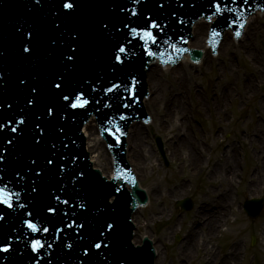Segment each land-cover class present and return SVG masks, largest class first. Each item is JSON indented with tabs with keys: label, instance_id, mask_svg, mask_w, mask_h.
I'll list each match as a JSON object with an SVG mask.
<instances>
[{
	"label": "snow or ice",
	"instance_id": "1",
	"mask_svg": "<svg viewBox=\"0 0 264 264\" xmlns=\"http://www.w3.org/2000/svg\"><path fill=\"white\" fill-rule=\"evenodd\" d=\"M143 4L144 0H114L106 14L84 23L77 21L87 7L85 0H60L51 8L50 31L56 35L50 38L48 55L55 54L57 70L43 81L39 73L20 77L23 103L17 100L13 108L6 102L10 111L0 121V153H4L0 154V253L10 254L15 240L32 254L29 264H52L54 257L59 261L60 257L54 255L56 248L69 251V264H134L128 254L118 252L119 223L111 214L116 208L111 197L121 189L106 183L109 178L105 177L100 183L111 191L96 192L97 202H93L87 194L92 178L80 167L79 157L68 150L70 137L62 125L74 121L78 110L93 102L100 104L106 97L122 101V93L135 96L138 80L131 67L138 58L137 48L141 53L155 55L151 51L158 39L154 30H164V21L145 12ZM157 4L164 7L160 0ZM30 5L29 11L36 10L42 18H48L43 0H34ZM215 8L221 11L219 3ZM171 15L177 13L173 11ZM244 26L239 24L240 28ZM16 34L21 59L35 64L41 25L32 20L18 26ZM92 35L102 44L100 56L90 49ZM211 35L217 37L219 33L212 29ZM235 35L242 33L237 30ZM4 83V73L0 71V87ZM4 106L0 104V110ZM104 106L110 108L112 103ZM124 119L120 116L121 121ZM109 131L117 141L126 134L119 126ZM23 141L31 143L33 152L25 157L26 163L12 169L11 179L6 181L9 146L12 159L19 160L23 153L16 149ZM126 171L130 175V170ZM121 178L128 177L118 172L112 179ZM38 207L42 211H37ZM5 227L10 231L5 233ZM129 250L135 251L131 246ZM72 252L76 255H70Z\"/></svg>",
	"mask_w": 264,
	"mask_h": 264
},
{
	"label": "bare ground",
	"instance_id": "2",
	"mask_svg": "<svg viewBox=\"0 0 264 264\" xmlns=\"http://www.w3.org/2000/svg\"><path fill=\"white\" fill-rule=\"evenodd\" d=\"M208 26L205 20L194 26V35L197 38L192 40L189 47L203 48L205 57L201 64L213 67L214 56L210 55V51L204 42ZM230 38V34L226 33L225 40L221 44L220 49L226 50L227 56L224 57V64L220 69L214 66L218 80L214 82L216 86L211 87L213 97H209L210 101H213L216 107L218 106L215 116L217 118L220 116L218 118L220 122L225 115L226 101L234 97L235 88L233 83L238 80L237 75L233 76L235 68L232 58L235 55V49L241 47L246 52H251L250 56L255 60L252 74L242 76L244 80L242 90L238 91L242 99L252 101L256 95L255 81L264 80V13H256L253 19H249L245 37L242 41H235ZM258 41L261 42L260 47H257ZM185 61H189L188 56ZM188 64L195 65L194 63ZM187 69L191 68L188 67ZM170 70H172V77L176 80L173 79L175 84L172 86L165 82L161 67L156 68L155 65L154 68H151L148 75L151 98L145 101V105L149 108L147 104H150L151 108L155 110L158 129L163 132L165 137V153L168 158L174 159L178 163L180 170L174 177L176 179H171L170 186L165 192L159 189L160 185L158 183L154 184L150 192L147 191L150 196L149 205L152 212L144 217L143 222L133 215V223L136 225V231L139 232L138 228H144L149 224V221L154 222L164 218L166 210L165 207H160L159 203L167 197L172 198L173 195L183 197L191 179L199 176L204 182L200 191L194 193L197 198V206L191 213L186 215L187 219L183 216L175 219L162 239L154 235L146 236L154 240L157 238V241L164 248V258H166V246L172 244L170 241L171 236L177 231L179 225V229H183L182 240L173 249V259L169 264H238L241 257V247L237 236L232 237L229 243L223 246L225 249L215 251V242L223 232V227H228V231L230 228L237 226L236 218L233 222L230 220V217L235 216L236 213V210L232 208V191L236 183V177L239 174L237 169L239 165L238 158L233 155L235 147L232 146L233 144L225 145L223 152L218 156L215 154V157H213L210 153L212 151L211 147L209 146V151H206L203 147L207 144L205 141L202 142L193 136L191 137V129L193 128L188 123L187 104L189 97L187 96L190 85L191 91H195L191 81L192 78L187 77V72L186 75H182L179 68L172 67ZM158 71H162L161 76H159ZM219 85L220 87H218ZM253 103L256 105L253 106L255 113L259 114L261 112L264 114V100ZM199 105L196 104V107H199ZM159 107L161 109L156 110ZM144 126L145 124L140 122L135 124L129 130L130 135L128 137V160L132 162L137 178L146 175L148 172L150 174L155 173V165L151 162L152 154L146 148L147 137L143 131ZM218 136L217 131H214L213 138L218 139ZM88 137L95 155V161L99 164L98 168L101 169L103 174H106L108 170L111 173L112 158L105 147L104 141L98 136L96 123L89 129ZM262 142L263 139H260V135H256L252 140H249V146H254L252 147V156L257 162L254 171L250 175L251 180L246 187V191L250 195H253L264 184V146L261 145ZM157 176L161 178L160 182L165 178L160 173H157ZM168 193H170V196ZM136 231L133 237L134 243L136 242ZM259 234L262 241L259 253L264 260V220L260 224ZM155 248L159 255L156 264H161L162 255L156 243Z\"/></svg>",
	"mask_w": 264,
	"mask_h": 264
},
{
	"label": "rangeland",
	"instance_id": "3",
	"mask_svg": "<svg viewBox=\"0 0 264 264\" xmlns=\"http://www.w3.org/2000/svg\"><path fill=\"white\" fill-rule=\"evenodd\" d=\"M230 39H233V37L231 36ZM260 46L261 42L258 41L257 47ZM193 48H198L204 51V49L200 47ZM210 55L214 56L213 65L220 69L224 64L223 60L224 57L227 56V52L226 50L223 51L220 49L219 56H215L212 53H210ZM250 55L251 52H246V50L241 47L235 49V55L232 58V63H234L235 68L233 76L237 75L238 80L236 83H233L235 94L233 98L226 101L225 115L221 122L218 120L220 116H218V118L215 116V112L217 113L218 111V106L216 107V104H213V101H210L209 99V97H213L211 94V87L216 86L214 82L218 80L216 68L214 66L209 67L208 65H202L201 63L190 65L188 64L191 63L190 61H184L183 65L179 67V71L182 75L187 72V77L189 76L192 78V85L195 88V91H191L190 85V90L188 91L189 94L187 96L189 97L187 104L188 123L191 125V128H193L191 129L192 135L190 132H187L191 135V137L193 136L202 142L205 141L208 145L205 144L203 147H205L206 151H209L208 148L210 146L212 149L210 153L213 157H215V154L217 156L220 155L223 152L225 145L233 144L232 146L235 147L233 155L238 158L239 162L237 168L239 174L238 177H236V183L234 184L232 191V208L236 210V213L235 216L230 217L232 222L236 218L237 221L235 222L237 226H233L234 228H230L228 231V227H223V232L217 237L215 242V251L217 252L225 249L223 246L226 245V243H229L232 237L237 236L241 247V257L238 264H264V260L259 253L262 246L259 228L261 222L264 220V205L261 212L255 219L249 218L242 209L244 199L264 195V184L260 189L256 190L253 195H250L246 191L247 184L251 180L250 175L257 165V162L252 156V147L254 146H249V140H252L254 136L256 137V135H260V139H263L261 145L264 146V114L261 112L256 114L255 110H253V106H256L253 102L264 100V80L259 82L255 81L256 95L252 101H245V99H242L241 95L238 93L240 89L242 90L244 82L242 76H244V74L245 76H250L252 74L251 72L254 70L253 66L255 60ZM158 67L159 66H156V68ZM188 67L191 69H187ZM170 69L172 68H163V78L169 86H172L175 84V79L172 77V70ZM158 74L161 76L162 71H158ZM220 85L218 87H220ZM197 97L198 99H196ZM196 104H200L199 107H196ZM147 106L149 107V113L152 115V124L145 125L143 131L147 137L146 148L152 154L151 162L155 165V173L152 172V174H150V172H148L144 176H138V181L142 188L146 189L148 192L151 191V188H153L155 183H158L160 185L159 189L165 192L170 186L169 183L171 182V179L176 177L180 168L178 163L174 159L168 158L166 153L165 156L167 165L164 164L162 158L160 157L154 143V137L159 136L161 138L163 149L165 146V137L163 132L158 129L155 110L151 108L152 106L150 104H147ZM158 109H161V107L156 108V110ZM214 131H217L219 134L218 139L213 138ZM96 164L99 167L97 162ZM109 173L110 172L108 170L106 174ZM157 173H160L165 177L162 182L159 181L161 178L157 176ZM203 182L204 180H201L199 176L191 179L187 191L183 196H187L192 200V207L189 210L182 211L175 205L177 200L183 198L177 197L176 195H173L172 198L167 197L163 200V202H160L159 206L165 207L166 216L160 220H155L154 222L149 221V224L144 228H138L139 232L136 231L137 235L135 236L136 243H139L142 237L146 235H154L155 237L162 239V237H164L170 229V224L174 222L175 219L182 216L187 219L186 215L191 213L197 206V198L194 193L200 191ZM168 195L170 196V193H168ZM151 212L152 208L148 205L147 208H141L134 215L135 218L137 217L139 221L143 222L144 217L148 216ZM177 227V231L170 239L172 244L170 246H166V258H164L163 246L159 241H157V238L154 240L160 254L162 255L161 264L170 263L171 259H173V249L182 240L183 229H179V225ZM252 236L254 238L253 244H251ZM158 263H160V261H158Z\"/></svg>",
	"mask_w": 264,
	"mask_h": 264
},
{
	"label": "water",
	"instance_id": "4",
	"mask_svg": "<svg viewBox=\"0 0 264 264\" xmlns=\"http://www.w3.org/2000/svg\"><path fill=\"white\" fill-rule=\"evenodd\" d=\"M9 1L10 3H7V0H0V53H3L2 55H0V71H3L4 81H5L4 86L0 87V104L5 105L4 108L0 110V114L3 113L7 109L6 102H10L13 104L17 100H19L21 103H23V93L21 91V86L19 85L20 77L31 76L33 73H39L40 79L43 81L50 72L57 70L56 62L54 60L55 54H53V56L50 57L48 53L50 50V38H55V35H56L54 32L50 31V23H51L50 10L53 6H58L60 3V0H43V2L45 3V8L43 11L48 13V18L46 19L42 18L41 14L36 12V10L29 11V8L31 7L30 4L34 3V0H9ZM164 1H167V0H160V2L163 4H164ZM113 2L114 0H85L87 7L83 10V15L80 18V20L77 21V23H84L89 19L106 14L108 12V5ZM132 6L134 5H131V4L129 5V7H132ZM228 6L230 5L228 4ZM197 7H198L197 5L194 6V9H196ZM143 8L145 12H148V11L151 12L152 10L158 9L159 6L157 4V0H144ZM6 9H7V14H6ZM255 16H256V13L255 15L250 16L249 19H253ZM249 19L245 26V32L243 33L239 41H242L245 37V33H246V30L249 24ZM32 20H35L38 24L41 25L40 47L37 51L38 61L35 64H32L30 62H27L21 59L20 51L18 47V41H17V34H16V28L18 26H21V25L26 26L27 23H30ZM202 20L203 19H199L198 21L194 23L192 27L193 37L188 43V46L192 42L193 39L196 40L197 38L194 35V26L199 25L202 22ZM225 35L226 33L224 34L223 39L221 40L219 47L217 49L218 54L215 56H219L221 44L225 40ZM40 48L42 50H40ZM90 49L94 55L100 56L99 51H101L102 49V44L94 35L90 36ZM187 56L188 55L185 54L183 59L185 60ZM198 57H200V52L198 50H193L191 58H198ZM204 57H205V51H203L200 63L203 62ZM183 63L184 61H180L179 64L175 66V68H179L180 66L183 65ZM154 66L155 65H151L148 68V71L146 73V81L148 84L149 96L148 98H144L143 102H144L145 107H146L145 101L151 98V90H150V84L148 82V75H149L151 68H154ZM86 109L78 110L76 119L74 121L72 120V124L75 130L71 131L69 128L65 129L67 135L70 137V144H69L68 150L72 154H75V155H77L76 150L74 149L71 150L72 148L71 146H75V144L71 142L72 141L78 142V143L81 142L79 141L81 138V134L78 130V127L80 125V120L84 118L90 111ZM43 110L46 111V109H43ZM146 110L148 111L147 107H146ZM94 124H95L94 120L91 119L89 123H86L83 126L82 130H83V133H85L86 135V140H87L86 149L90 153V160L93 162L94 167L98 168L96 161H95V155L92 151L91 142L88 137V131ZM135 124L137 123L132 122L129 126V130ZM149 124H152V115H151V122ZM64 127H68L67 123L64 124ZM12 135H15V133H12ZM129 135H130V131H128V134L126 137V144H127L126 160L128 162H129L128 160V152H129L128 137ZM157 140H158L157 145H158L159 151L162 157H164L163 151L161 148V143L159 142V139ZM31 147L32 145L29 141H23L19 145V147L16 149V152H22L24 155L26 151H29L31 149ZM9 148H10V151L8 154H6V160H5V162L8 163L9 165L8 175L5 176L6 181L11 179V172L14 167H16L18 164L26 163L25 158L22 160V156L20 157L19 160H13L12 159L13 152L11 150V146H9ZM78 152H79L77 155L78 157L79 156L80 158L85 157L84 151H78ZM0 154H4V153H0ZM78 162L81 164L80 167L86 170L88 174L90 175V177L92 178V182L87 188V194L93 197V202L95 203L97 202L95 200L96 192L100 190L111 191V189L104 188V186L100 183L104 179L101 178V176L97 173L96 170L91 169L90 164L88 162H85V163H83L82 161H78ZM129 164H130L132 172L137 178L136 172L135 170H133L132 162H129ZM106 183L111 184L115 187H120V186H117V183L124 185V182L122 181L118 182L116 179L106 181ZM144 190L147 192L146 189ZM123 192L125 194H123ZM113 195L115 196V199L113 202L115 203L117 210H115V212L111 214L116 217L119 223V231H118V237H117L118 252L122 254H128L130 258L133 259L134 264H153L152 263L153 250L148 240H145L144 245L142 246L134 247L130 243L131 225L128 221L127 213H130L135 208L137 201L143 202L145 200V196L143 192L137 186H134L130 194L129 193L126 194V192L121 189L120 192L114 193ZM147 197H148V205H149L150 196L148 192H147ZM22 202L26 203L27 201H22ZM263 202H264L263 199L247 200L245 202L244 209L249 214V216L254 218L259 213ZM129 205H131L132 207L129 208L128 207ZM148 205H146L144 208H147ZM177 205H181L183 209H188L191 207V203L187 199L178 201ZM139 208L140 207H138L134 211L133 215L139 210ZM37 209H36L37 211H42V209L39 207ZM133 215H132V221L134 220ZM133 224L135 225V223ZM135 231H136V225H135V230L133 231L134 234H135ZM151 240L153 243L152 246L155 250L154 263L156 264V260L158 259L159 255H158L157 249L155 248L154 239H151ZM12 244H13V251L10 254L0 253V264H29L32 254L29 253L27 249L23 248L22 243L13 240ZM130 246H131V249H134L135 251H130L129 250ZM55 247L56 246L54 245V248ZM54 255L59 256L60 260L58 261L54 257L52 260V264H69V260H68L69 251L67 249H64L63 251H61V249L56 248V252ZM70 255L75 256L76 253L72 252ZM5 256H7V259H4ZM41 264H45V261H41Z\"/></svg>",
	"mask_w": 264,
	"mask_h": 264
}]
</instances>
